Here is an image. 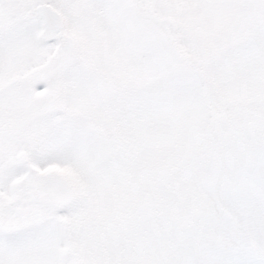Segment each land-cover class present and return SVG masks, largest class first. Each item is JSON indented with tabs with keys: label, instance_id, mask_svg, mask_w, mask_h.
<instances>
[{
	"label": "snow or ice",
	"instance_id": "1",
	"mask_svg": "<svg viewBox=\"0 0 264 264\" xmlns=\"http://www.w3.org/2000/svg\"><path fill=\"white\" fill-rule=\"evenodd\" d=\"M0 264H264V0H0Z\"/></svg>",
	"mask_w": 264,
	"mask_h": 264
}]
</instances>
